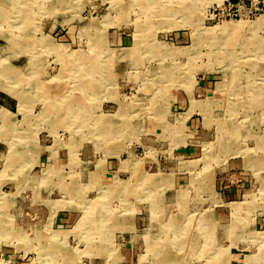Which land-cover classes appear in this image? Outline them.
<instances>
[{
    "label": "rangeland",
    "instance_id": "rangeland-1",
    "mask_svg": "<svg viewBox=\"0 0 264 264\" xmlns=\"http://www.w3.org/2000/svg\"><path fill=\"white\" fill-rule=\"evenodd\" d=\"M214 3L0 0V264H264V17L207 24ZM190 114L199 169L167 203Z\"/></svg>",
    "mask_w": 264,
    "mask_h": 264
},
{
    "label": "crops",
    "instance_id": "crops-1",
    "mask_svg": "<svg viewBox=\"0 0 264 264\" xmlns=\"http://www.w3.org/2000/svg\"><path fill=\"white\" fill-rule=\"evenodd\" d=\"M200 86L201 87L199 88V91H202L206 95H208V94L211 95V92L214 91V90L213 91L211 90V88H213V87H212V82L210 80H206L204 82H201ZM204 101H206V100L204 99ZM174 104L177 105V108L182 110V112L176 111L177 113H175V117H176L175 118V124H176L177 121H178L177 119H179V117L181 118L182 114L183 115L187 114V111L191 109L192 105H191V102H190V96H188V99L187 98L184 99L183 97L177 95V96L174 97ZM191 116H192V114H190L189 117L187 118V121H186L187 131L184 134V136L181 135L180 133H176V138H174L173 142H172V143H175L174 145H176V146H175V157H174V159H172L174 163L171 164V167H175V169L170 174H168V173H164L163 174V175H166L167 178H169L168 179V185H166V186H169L170 188L166 190L167 196L164 199V201H166L167 203L173 202L172 200L170 201L169 198L171 197L172 194H175V192L179 191L178 187L183 186V188H185V187L189 188L188 183H189L190 178L188 177V179H187L186 174L188 175V173L189 174L193 173L194 171H196V170L198 171V169H199L198 164H199L200 161H198L199 159L195 158L198 149L195 147L196 142L192 140V137H193L192 134H194L195 130L191 129L192 128L191 125H193V128L196 127V125H195L196 119H191ZM187 123H188V125H187ZM145 131H148V130H145ZM149 132H151V131H149ZM165 154L166 153H164V155ZM168 156H170V155H168ZM84 159H90V157H88V158L84 157ZM168 160H170V159H168ZM188 162H194V165L192 166L191 169L186 171L183 166L185 164H187ZM89 164H91V163L89 162V163H85L84 164V167H83L84 170H85V168L90 169L88 171L85 170L86 173H83L85 176H88L89 172H92L94 170V169L92 170L90 168ZM171 170H169V172ZM169 176H171L172 179ZM230 179H231V177H230ZM185 182H186L187 186L183 185ZM243 186H244V183L242 185H239V186L226 184L224 187H219L217 196H218L220 202H223V204H225V203H228L227 201H230V200H234V199H237V198H244L245 195H247V194H244L246 192V189L242 190ZM4 206H6L5 207L6 208L5 212L7 214L8 211H9V209L7 208L8 205L4 204ZM14 207L15 208H13L11 210L18 211V212L19 211H21V212L33 211L36 214H38L39 219H40V217H44V216L48 217L49 214H50V212H49L50 209H49V211H46V209H45L46 207H43V206H41L39 204L27 203L25 205V207L23 205H18L17 204ZM7 216H8V214L6 215V217ZM54 216H55L54 217L55 218L54 219V224L59 229H62V228L66 229V228H68L70 226H73V224L75 222L74 213H72L71 211H68V210H62V211L58 212L56 215H54ZM259 223L260 222H258V224ZM258 224H257V227H258ZM5 253L8 254V253H11V251L8 250ZM13 254H12V256L9 255V254H8V256H6V259L9 258L8 263L22 264L21 261L20 262L16 261L17 260V256L14 255V257H13ZM121 259L124 260L126 258L122 257V255H121ZM19 260H21V259H19Z\"/></svg>",
    "mask_w": 264,
    "mask_h": 264
},
{
    "label": "built area",
    "instance_id": "built-area-1",
    "mask_svg": "<svg viewBox=\"0 0 264 264\" xmlns=\"http://www.w3.org/2000/svg\"><path fill=\"white\" fill-rule=\"evenodd\" d=\"M264 16V0H220L206 8L204 21L219 25L224 22H253Z\"/></svg>",
    "mask_w": 264,
    "mask_h": 264
},
{
    "label": "bare ground",
    "instance_id": "bare-ground-1",
    "mask_svg": "<svg viewBox=\"0 0 264 264\" xmlns=\"http://www.w3.org/2000/svg\"><path fill=\"white\" fill-rule=\"evenodd\" d=\"M217 1V0H216ZM218 1H220V0H218ZM261 17H264V16H261ZM239 22H241V21H239ZM239 22H235V23H239ZM242 22H244V21H242ZM224 23H226V22H224ZM223 24V23H222ZM236 26L237 25H223L221 28H220V30H218L220 33L221 32H223V31H233V30H235V28H236ZM79 87V86H78ZM86 87V86H85ZM88 87V86H87ZM84 88V87H83ZM167 242V241H166ZM174 242V241H173ZM154 243V242H153ZM157 243V242H156ZM171 242H169L168 244L169 245H171L170 244ZM155 244V243H154ZM151 246V245H150ZM159 246V245H158ZM164 246V245H163ZM155 249V248H154ZM164 250V249H163ZM166 250V249H165ZM155 251V250H154ZM156 251H157V249H156ZM246 261V260H245ZM257 261V260H256ZM244 264V263H243ZM254 264H255V262H254Z\"/></svg>",
    "mask_w": 264,
    "mask_h": 264
}]
</instances>
